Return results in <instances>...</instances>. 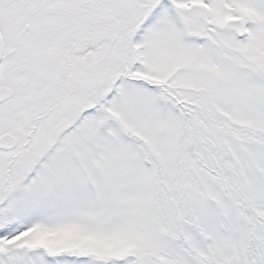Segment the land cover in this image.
<instances>
[{
	"label": "snow or ice",
	"instance_id": "snow-or-ice-1",
	"mask_svg": "<svg viewBox=\"0 0 264 264\" xmlns=\"http://www.w3.org/2000/svg\"><path fill=\"white\" fill-rule=\"evenodd\" d=\"M0 264H264V0H0Z\"/></svg>",
	"mask_w": 264,
	"mask_h": 264
}]
</instances>
